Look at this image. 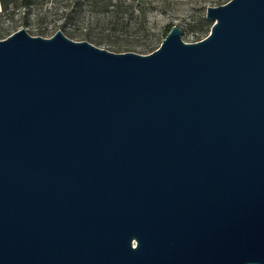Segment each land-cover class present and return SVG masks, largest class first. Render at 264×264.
<instances>
[{"label": "water", "instance_id": "water-1", "mask_svg": "<svg viewBox=\"0 0 264 264\" xmlns=\"http://www.w3.org/2000/svg\"><path fill=\"white\" fill-rule=\"evenodd\" d=\"M154 51L0 39V264H264V0Z\"/></svg>", "mask_w": 264, "mask_h": 264}, {"label": "rangeland", "instance_id": "rangeland-1", "mask_svg": "<svg viewBox=\"0 0 264 264\" xmlns=\"http://www.w3.org/2000/svg\"><path fill=\"white\" fill-rule=\"evenodd\" d=\"M138 1L141 5L146 6L147 12L143 17L142 28L125 32L114 29L111 24L107 25L108 29L105 28L106 25L104 26L103 22L94 24L91 26L92 33L103 37V41L98 46L115 52H124L125 50L120 51L116 48L124 46L123 49L126 51L147 54L161 45L173 25L180 27L182 38L187 42L203 39L210 33L213 24V21L206 16L207 7L223 4L229 0H135L137 3ZM64 6H66L65 1L51 0L42 8L43 11L50 10L51 13L39 19L33 13L28 19V23L19 18L20 12L23 11L21 8L17 10L15 20L5 14L0 15V39L6 38L20 28H26L32 35L52 36L58 29H61L60 25L65 21L61 15L65 10ZM37 10L34 8L33 12H37ZM68 25L69 29L76 31V34L68 36L75 40H81V32L86 31L82 25V19L69 20ZM103 28L104 30H102Z\"/></svg>", "mask_w": 264, "mask_h": 264}, {"label": "trees", "instance_id": "trees-1", "mask_svg": "<svg viewBox=\"0 0 264 264\" xmlns=\"http://www.w3.org/2000/svg\"><path fill=\"white\" fill-rule=\"evenodd\" d=\"M51 0H0V15L5 14L7 17L15 20L17 10L23 9L20 12L21 19L28 23L31 14L35 17L43 18L51 13L50 10L43 11L42 8ZM54 1V0H53ZM57 1V0H56ZM66 6L63 7L61 15L65 18L60 28L66 35L76 34L75 30L69 29V20L82 19V25L86 29L82 33L81 40H89L98 45L103 41V37L98 34H93L91 26L103 22L106 29L108 24H111L114 29L120 31H136L142 28L144 24L143 17L146 16V6L141 5L140 1L135 0H62ZM37 8V12H33ZM47 8V7H46ZM85 10H87V19L85 21ZM138 11V12H137ZM85 12V14H84ZM59 13V12H57ZM104 30V28L102 29ZM120 51L125 50L124 46L116 47Z\"/></svg>", "mask_w": 264, "mask_h": 264}]
</instances>
